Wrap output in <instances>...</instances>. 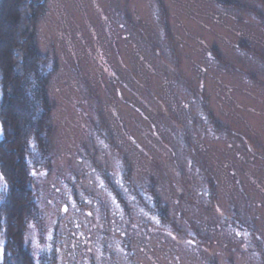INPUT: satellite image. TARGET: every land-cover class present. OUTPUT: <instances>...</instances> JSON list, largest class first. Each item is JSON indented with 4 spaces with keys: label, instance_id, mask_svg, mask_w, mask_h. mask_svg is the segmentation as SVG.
<instances>
[{
    "label": "rangeland",
    "instance_id": "rangeland-1",
    "mask_svg": "<svg viewBox=\"0 0 264 264\" xmlns=\"http://www.w3.org/2000/svg\"><path fill=\"white\" fill-rule=\"evenodd\" d=\"M232 1L46 0L37 42L58 66L35 257L264 264V0ZM151 184L170 224L137 201ZM0 242L3 264L16 251Z\"/></svg>",
    "mask_w": 264,
    "mask_h": 264
},
{
    "label": "trees",
    "instance_id": "trees-1",
    "mask_svg": "<svg viewBox=\"0 0 264 264\" xmlns=\"http://www.w3.org/2000/svg\"><path fill=\"white\" fill-rule=\"evenodd\" d=\"M224 6H236L232 0H218ZM46 9V0H0V81L3 89L0 138V175L6 189L0 202V235L13 246L15 256L3 264H55L56 254L42 253L35 257L25 244V234L33 223L42 220V212L33 188L34 174L50 162L53 127V103L49 87L57 72V62L43 53L37 42L40 17ZM13 19L14 29H5ZM249 49L247 44H241ZM217 52V48H214ZM247 51V50H246ZM13 53L14 57L13 58ZM219 58V57H217ZM219 61V60H217ZM6 93V94H5ZM14 131L17 133L14 134ZM215 132L228 130L215 121ZM18 151L20 163L13 159ZM21 167L20 171L18 167ZM18 171H15V169ZM20 172V174H19ZM24 192H18L19 185ZM212 197L217 200L214 187ZM136 190L138 203L164 224H170V213L154 184ZM145 194V195H144ZM148 195V198L146 197ZM121 202H125L120 192ZM127 211L129 210L126 206Z\"/></svg>",
    "mask_w": 264,
    "mask_h": 264
},
{
    "label": "snow or ice",
    "instance_id": "snow-or-ice-1",
    "mask_svg": "<svg viewBox=\"0 0 264 264\" xmlns=\"http://www.w3.org/2000/svg\"><path fill=\"white\" fill-rule=\"evenodd\" d=\"M33 174H35V173H33ZM0 244H2V242H0ZM2 252H3V249H2V247H0V254H2Z\"/></svg>",
    "mask_w": 264,
    "mask_h": 264
}]
</instances>
